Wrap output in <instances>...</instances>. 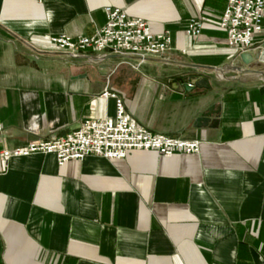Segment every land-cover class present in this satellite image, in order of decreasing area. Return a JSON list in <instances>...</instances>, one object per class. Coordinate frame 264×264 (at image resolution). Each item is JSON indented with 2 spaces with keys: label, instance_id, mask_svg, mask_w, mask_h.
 <instances>
[{
  "label": "crops",
  "instance_id": "0c3cea01",
  "mask_svg": "<svg viewBox=\"0 0 264 264\" xmlns=\"http://www.w3.org/2000/svg\"><path fill=\"white\" fill-rule=\"evenodd\" d=\"M227 2L0 0V156L114 116L106 85L139 122L201 142L199 152L63 165L53 153L12 157L7 171L0 165V264H264V77L217 71L238 59L219 27ZM107 5L169 29L170 49L150 58L172 62L93 64L46 39L94 34ZM192 18L203 24L196 36L186 32ZM261 49L264 24L248 52ZM190 71L210 79L207 92L168 87ZM211 105L218 125L197 126Z\"/></svg>",
  "mask_w": 264,
  "mask_h": 264
},
{
  "label": "built area",
  "instance_id": "2783aa9c",
  "mask_svg": "<svg viewBox=\"0 0 264 264\" xmlns=\"http://www.w3.org/2000/svg\"><path fill=\"white\" fill-rule=\"evenodd\" d=\"M104 12L105 24L92 35L72 37L59 34L49 35L46 39L59 51L73 56L100 53L150 58L162 57L170 49L172 35L169 29L155 32L148 21L130 17L120 7L107 5ZM263 24L264 0H228L219 21V27L226 32L228 45L235 48L238 55L251 49L254 34L262 30ZM202 27L200 20L192 18L186 32L196 36ZM100 97L115 99L114 116L88 118L65 136L4 150L0 156L2 171H7L12 157L32 153H53L58 164L63 165L69 160L83 159L88 155L122 159L131 150H151L164 156L200 151V141L155 131L139 122L127 110L123 96L108 85Z\"/></svg>",
  "mask_w": 264,
  "mask_h": 264
},
{
  "label": "water",
  "instance_id": "95a60500",
  "mask_svg": "<svg viewBox=\"0 0 264 264\" xmlns=\"http://www.w3.org/2000/svg\"><path fill=\"white\" fill-rule=\"evenodd\" d=\"M75 58L83 59L88 63H102L104 61H110L118 58L131 59V60H144V61H158V62H172L164 59H152L142 58L132 55H117V54H101V55H74ZM261 64H264V49H261L257 53L243 52L238 55L237 62L235 64L225 65L222 68H218L217 71L224 72L225 69H231L237 75L235 79H240L244 75H259L264 77V69H259ZM183 67L197 68L196 65L178 63ZM168 87L177 91L193 92L195 89H202L203 92H207L210 89V79L204 77L200 72L190 71L181 72L176 75H171L167 78ZM219 123V110L211 105L207 109L203 110L196 119V125L202 126L203 124H211L215 127Z\"/></svg>",
  "mask_w": 264,
  "mask_h": 264
},
{
  "label": "rangeland",
  "instance_id": "374dc122",
  "mask_svg": "<svg viewBox=\"0 0 264 264\" xmlns=\"http://www.w3.org/2000/svg\"><path fill=\"white\" fill-rule=\"evenodd\" d=\"M114 63H121V64H133V63H138L137 61H134V60H128V59H123V58H119V60L117 59H114L112 60V64ZM107 83H109V81H107Z\"/></svg>",
  "mask_w": 264,
  "mask_h": 264
}]
</instances>
